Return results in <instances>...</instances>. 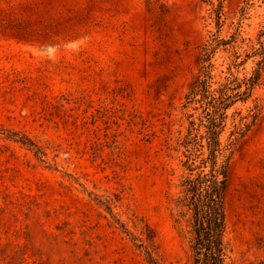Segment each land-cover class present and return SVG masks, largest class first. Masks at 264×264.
<instances>
[{"label":"rangeland","instance_id":"1","mask_svg":"<svg viewBox=\"0 0 264 264\" xmlns=\"http://www.w3.org/2000/svg\"><path fill=\"white\" fill-rule=\"evenodd\" d=\"M263 26L264 0H0V128L29 135L46 161L0 133V264H148L108 207L136 235L140 218L155 228L163 264H193L174 220L187 114H199L185 97L213 34L239 33L244 53ZM233 51L217 49L215 80ZM255 99L259 121L230 161L228 264L264 259V74L230 114Z\"/></svg>","mask_w":264,"mask_h":264},{"label":"trees","instance_id":"2","mask_svg":"<svg viewBox=\"0 0 264 264\" xmlns=\"http://www.w3.org/2000/svg\"><path fill=\"white\" fill-rule=\"evenodd\" d=\"M211 4L213 18L220 31L226 23L222 3ZM239 38V33L229 39L216 34L211 36L202 47V78L185 97L184 107L199 111V114H187L189 126L181 143L185 147L183 166L187 173L181 177V189L174 199V220L179 233L189 243L193 264H228L231 252L226 240L230 161L236 143L255 127L262 112V105L255 99V105L246 114L242 110L230 114L239 102L247 103L253 98L254 91L262 84L264 74V26L257 42L250 41L244 53L238 51L235 45ZM228 45L234 50L228 75L215 80L212 73L214 54L219 47ZM251 59L255 61V67L250 75L240 77L234 72V68L246 65ZM229 129V142L224 144L222 136ZM0 133L7 134V138L32 150L39 160L45 161L42 159L45 156L42 147L29 135L3 128H0ZM108 208L114 222L131 236L148 264H163L156 255L158 242L155 228L140 218L142 224L140 227L137 225L140 235H136L113 213L111 207ZM256 264H264V259Z\"/></svg>","mask_w":264,"mask_h":264}]
</instances>
